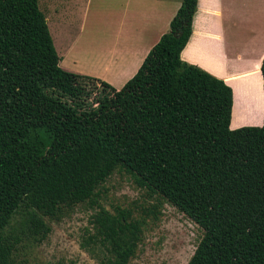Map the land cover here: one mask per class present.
Segmentation results:
<instances>
[{
	"label": "trees",
	"instance_id": "obj_1",
	"mask_svg": "<svg viewBox=\"0 0 264 264\" xmlns=\"http://www.w3.org/2000/svg\"><path fill=\"white\" fill-rule=\"evenodd\" d=\"M197 2L117 90L59 66L38 0H0V264H21L15 217L41 243L85 204L98 211L82 247L130 264L145 218L95 200L117 170L157 198L155 219L166 203L203 232L187 264H264V121L230 129L231 88L181 60ZM261 74L264 89V59Z\"/></svg>",
	"mask_w": 264,
	"mask_h": 264
},
{
	"label": "crops",
	"instance_id": "obj_2",
	"mask_svg": "<svg viewBox=\"0 0 264 264\" xmlns=\"http://www.w3.org/2000/svg\"><path fill=\"white\" fill-rule=\"evenodd\" d=\"M99 1V16L94 17L90 16L93 0H86L80 11L77 0H45L43 9L55 28L51 38L59 66L120 90L169 31L182 0ZM74 8L79 11L75 23ZM87 48L99 50L94 62L88 60L93 54L85 53ZM180 58L231 88L230 129L263 125L264 0H198L192 34ZM236 99L244 105L260 106L261 115L255 123L232 125Z\"/></svg>",
	"mask_w": 264,
	"mask_h": 264
},
{
	"label": "rangeland",
	"instance_id": "obj_3",
	"mask_svg": "<svg viewBox=\"0 0 264 264\" xmlns=\"http://www.w3.org/2000/svg\"><path fill=\"white\" fill-rule=\"evenodd\" d=\"M77 1L80 11V6L82 7L86 0ZM99 2V0H93L91 17L99 16ZM39 8L48 17L51 37L55 36L53 21L44 11L45 0H39ZM79 11L74 8L72 14L74 23L78 22ZM85 50V53L93 54L90 58L86 56L90 62L98 59V49ZM251 104L244 105L236 99L233 126L252 124L255 123L256 117H260V106ZM95 200L98 205L111 213L118 207L127 208L132 210L135 216L145 218L143 242L130 264H187L202 239L203 232L166 203L158 205L159 214L155 219L152 211L153 206L158 204L157 198L145 189L139 188L133 178L122 170L115 171L107 179L98 189ZM97 211L96 207L85 204L76 207L67 217L58 222L47 220L51 231L41 243L27 240L24 228L21 226V218L15 217L10 232L22 241L18 256L21 264H100L101 254L82 247L87 237V230L91 228V217Z\"/></svg>",
	"mask_w": 264,
	"mask_h": 264
}]
</instances>
